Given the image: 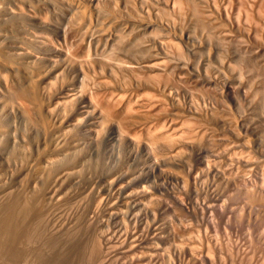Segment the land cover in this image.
Listing matches in <instances>:
<instances>
[{
	"label": "bare ground",
	"instance_id": "6f19581e",
	"mask_svg": "<svg viewBox=\"0 0 264 264\" xmlns=\"http://www.w3.org/2000/svg\"><path fill=\"white\" fill-rule=\"evenodd\" d=\"M242 2L0 0V205L13 229L42 204L51 238L95 226L100 249L121 240L135 264L163 259L197 221L259 258L264 0ZM203 232L200 253L171 245L169 262L205 261L220 245Z\"/></svg>",
	"mask_w": 264,
	"mask_h": 264
},
{
	"label": "rangeland",
	"instance_id": "374dc122",
	"mask_svg": "<svg viewBox=\"0 0 264 264\" xmlns=\"http://www.w3.org/2000/svg\"><path fill=\"white\" fill-rule=\"evenodd\" d=\"M260 2H261V0H243L242 3L243 4H247V3H258L259 4ZM104 3L110 4L109 1L108 2L106 1ZM236 4H238V2H236ZM255 14H257V12H255ZM256 91H259V90H256ZM256 91H255V94H256ZM260 92H262V90L258 92L259 94L257 93L259 96L262 95V93L260 94ZM256 95H254V96H256ZM259 96H256V97H259ZM262 98L263 97H259L258 100L261 102L263 100ZM255 100L256 101H254V103H256L258 101L257 98ZM259 103H256V105H258ZM263 104H264V102H263ZM263 104H260L262 106L258 105L259 108H261V107L263 108ZM217 144L218 143L216 142V145H215V146H217L216 149L217 148L220 149L221 145L219 144L220 145L219 146L220 148H219ZM206 145H207V147L210 146L208 144H206ZM213 147L214 146L209 147L208 148L209 151L213 150ZM41 206H42V204L39 206L40 209H38L39 207L36 208L35 205L33 207V209L34 208L36 209L35 210L36 212L38 211L39 215L36 212L34 213L35 215H30L31 213H26V211L24 210L21 214L26 213V215L28 214V216H26L24 214L23 216L18 217L19 219L20 218L21 219L20 220L17 219L18 222L16 221L15 223L18 226L16 227V229H13L14 223L12 221H14V218L11 221L12 218H10L11 215L9 212L10 207H8L6 209L5 206L0 205V207H2V208L4 207V209L6 210V211L3 210L2 208L0 209V211L3 210V212L2 211L0 212V219H2V221L0 220V223L2 222L0 225V264H132V263H134L130 259L131 258V252L128 251L129 248H125V247L121 246L122 244L119 245L120 243H122L121 240L116 241V243H117L116 246L118 247V249L115 246H114L115 248L112 247L115 243L111 247H109V249L108 248L107 249L106 248L100 249L97 245L96 238L99 236V234L102 231L101 232H100V230L96 231L97 229L95 228V226L90 227L89 225H86L85 228L83 227V230L81 228L79 230L71 232V234L69 233L68 235H66V234L63 235L64 237L63 236L55 237L56 239L54 237L51 238L47 234V230L45 227V218H44L45 215L44 214L42 215L43 209H41ZM42 208H43V206H42ZM4 213H6V215ZM7 214L10 217H8ZM2 216H3V218H2ZM29 216H31V217H29ZM32 217L34 218L35 221L33 220ZM36 218H38V219H36ZM262 218H264V217H262ZM4 219H5V221H3ZM184 220L186 223L189 222V223H187V225H190L193 223V221H195L193 219H190V220L188 219V221H187V219H185V218H184ZM191 220H192V222L190 223ZM8 222H11V223H8ZM31 222H32V225H31ZM194 224L195 225L197 224V225L195 226ZM198 224H199V228H198ZM192 225L194 228L197 227V228H195V231H196L195 233H193V234L186 233V235L185 234L183 235V237L185 236V238H182V239H180V238L179 239H173V241L171 239L170 245L168 244L169 246H167V249L163 250L164 254H166V256H164V258L167 262V263H163V264H168V262L171 261V259L169 260L168 258H170L169 255L171 253L172 248H175L176 245L177 246L180 245V246H184V247L186 246L188 248L190 246L192 248L191 245L193 244V248H194L198 244L196 249L198 250L197 253H200L199 252L200 247H201V246H199L200 244L198 242H196L197 244H194L195 242L193 241V240H195L194 234L196 235L199 230L202 232L204 230L205 233L208 232L209 234H211L210 238L213 237V238H215L216 241L218 240L217 242L219 243L220 246H218V249L215 247H212L214 249L211 251V253H210V250H207L205 252V253H208V252L210 253V254L208 253L209 256L206 259L207 261L206 260L200 261V259L199 260L196 259V261L195 260H193L192 262L190 261V264H193V263L194 264H211V263L213 264V262H214V264H251L252 261H254L255 264H260V263L262 264L263 259H262V257H261V259H259V258L262 255L264 257V253L263 254L260 253L259 258L257 255H255V253H252V252L249 254L239 253V251L234 246L235 245L234 240L235 239L237 240V238L235 236L232 235L231 236L232 239L231 238L228 239V238L224 237L223 235H219L218 233H217V235H215L216 232L214 230H213L214 231L213 233H212V231L211 232L207 231V230L205 231V229L201 230L200 229L201 228L200 223H197V221L195 223H193ZM3 226H5V227H3ZM7 226H9V227L7 228ZM89 227H90V229H89ZM12 229L15 230V232ZM10 231H13L14 233L13 232L10 233ZM200 231H199V234H197L198 236L202 235V232H200ZM204 232H203V234H204ZM191 235H193V236H191ZM205 235H202V236H205ZM188 236H189V239L191 236L190 240L188 239ZM223 237L226 239H224ZM174 240H176L177 242ZM191 241L194 243H192ZM230 241H232V242L229 244ZM171 245L173 246L172 248H171ZM220 247H222V249ZM120 248L123 250H121ZM116 249L117 250L120 249L119 250L120 252L115 251ZM125 249H127L125 251L127 253L124 252ZM121 251H123L124 254ZM214 251H216V252H214ZM166 252H168V254ZM127 254H129L130 257H128ZM255 256H256L255 259L258 258L259 261H262V262H259L257 259L256 261H258V263H256L255 259L253 258ZM158 257H160V260L158 259ZM158 257L157 256H156V258L153 257L154 260L152 258L153 264H155L156 262L158 264H162L161 262H165L164 258L162 259L163 256H158ZM166 257H168V258H166ZM209 257H210V259H209ZM148 258H151V257H148ZM148 258H146L147 261L149 260ZM213 258H214V260H213ZM156 259H157V261H156ZM152 260L150 259L149 262L145 263V259H144L143 260L144 262L143 261H141V262H142V264H149ZM199 261H200V263H199ZM141 262H138L135 264H140ZM204 262H206V263H204ZM169 264H171V262H169Z\"/></svg>",
	"mask_w": 264,
	"mask_h": 264
}]
</instances>
